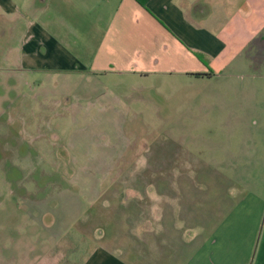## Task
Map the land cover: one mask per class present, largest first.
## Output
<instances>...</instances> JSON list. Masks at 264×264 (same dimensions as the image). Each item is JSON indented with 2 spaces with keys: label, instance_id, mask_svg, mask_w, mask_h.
<instances>
[{
  "label": "crops",
  "instance_id": "obj_1",
  "mask_svg": "<svg viewBox=\"0 0 264 264\" xmlns=\"http://www.w3.org/2000/svg\"><path fill=\"white\" fill-rule=\"evenodd\" d=\"M263 40L264 0H0L5 92L19 102L30 85L36 105L79 122L68 162L130 164L79 183V229L95 243L81 264H264L262 193L209 142L168 134L214 131L194 110L244 79ZM132 113L163 139H129Z\"/></svg>",
  "mask_w": 264,
  "mask_h": 264
},
{
  "label": "rangeland",
  "instance_id": "obj_2",
  "mask_svg": "<svg viewBox=\"0 0 264 264\" xmlns=\"http://www.w3.org/2000/svg\"><path fill=\"white\" fill-rule=\"evenodd\" d=\"M248 52L256 63L247 68L244 79L223 83L215 92L224 96L194 110L195 125L215 130L168 134H179L181 142L193 145L209 142L215 150L211 155L236 160L223 170L245 177L249 188L264 196V40ZM32 95V87L25 85L18 102L14 91L5 92L0 85V264H81L83 251L95 246L90 228L85 227L89 237L79 229L82 177L121 171L130 164L68 162L71 156H65L62 147L75 150V142L86 140L77 130L79 122L69 124L63 116H54L52 109L36 105ZM130 118L137 130L127 137L137 139L136 144L143 138L159 142L166 134L146 127L134 113ZM228 126L231 130L226 131ZM105 139L102 132L92 137ZM211 157L218 158H206ZM93 185L97 187L95 181ZM263 226L264 212L259 237Z\"/></svg>",
  "mask_w": 264,
  "mask_h": 264
},
{
  "label": "trees",
  "instance_id": "obj_3",
  "mask_svg": "<svg viewBox=\"0 0 264 264\" xmlns=\"http://www.w3.org/2000/svg\"><path fill=\"white\" fill-rule=\"evenodd\" d=\"M139 3H141L143 6H145L149 0H137Z\"/></svg>",
  "mask_w": 264,
  "mask_h": 264
}]
</instances>
